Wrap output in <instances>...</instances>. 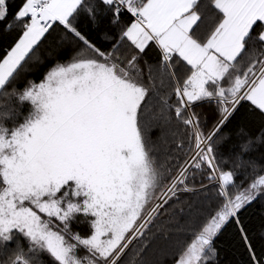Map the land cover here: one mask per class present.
Returning <instances> with one entry per match:
<instances>
[{
	"label": "snow or ice",
	"instance_id": "1",
	"mask_svg": "<svg viewBox=\"0 0 264 264\" xmlns=\"http://www.w3.org/2000/svg\"><path fill=\"white\" fill-rule=\"evenodd\" d=\"M81 12L114 26L128 15L120 37L131 54L97 46L77 23ZM13 29L0 52V96L11 103L0 109V249L15 247L0 264H120L170 201L192 191L189 174H200L201 190L216 189V203L186 222L190 237L175 264H213L215 239L229 225L250 264H264L239 219L264 199V168L237 184L217 157L223 130L246 104L264 118V0H20L11 13L0 0V33ZM53 33L62 34L54 37L61 54L75 45L69 58L57 56L39 81L15 83ZM152 46L171 86L161 119L177 137L164 163L146 134L150 89L138 63ZM202 104L210 108L203 122ZM257 141L264 144V131L242 152Z\"/></svg>",
	"mask_w": 264,
	"mask_h": 264
},
{
	"label": "trees",
	"instance_id": "2",
	"mask_svg": "<svg viewBox=\"0 0 264 264\" xmlns=\"http://www.w3.org/2000/svg\"><path fill=\"white\" fill-rule=\"evenodd\" d=\"M19 3L20 0H9L10 13L15 10ZM128 20L129 16L123 15L121 24L114 26L103 14H100V20L96 24H92L83 12L77 17L79 27L91 35L97 46L106 51L119 49L118 54L122 58L131 54L130 50L126 51L127 42H122L120 37V29ZM15 31L16 29H13L0 33V52L6 51L13 43ZM58 35L62 34L53 33L52 36L44 40L33 58L20 71L15 83L22 87L26 80L39 81L57 56H59L60 62L69 58L75 45H69L61 54L56 47L59 40H54V37ZM138 63L142 71L143 81L150 89L149 103L151 107L147 116L152 130L146 129V134L151 138V141L158 145V149L153 152V155L158 158L159 162L164 163L166 156L176 155L174 142L177 137L172 135L175 124L165 126L163 119H161L167 112L166 109H163V97L169 96L171 93L170 82L167 76L159 71V50L155 46L146 49L145 53L139 54ZM170 102L174 103V98H170ZM5 104L11 107L7 98L0 96V109ZM18 110L21 116L26 115L29 106L25 105ZM196 111L202 114L201 120L203 122L210 108L208 104H202L196 108ZM241 111L245 114L233 120L223 130V134H227L228 139L217 145L218 159L221 162H228L223 165L226 170L232 169L236 172L237 184L244 181L253 167L258 170L264 168V144L258 141L254 142L247 152H242L240 147L242 143L248 142L250 136H259L264 131V118L258 112H253L247 104ZM8 123L11 124V121ZM157 123L160 124V127L156 126ZM157 137L160 139L158 140ZM185 147H187L186 141ZM169 149L172 151L169 152ZM237 155L240 156L243 166H235ZM200 180V174L195 176L189 174L186 183L192 191L180 192L177 198L170 201L165 210L149 226L145 235L130 246L120 264H175L182 244L190 237V233L186 230V222L191 215L201 214L200 210L206 215L216 203V189L212 185H208L206 190H201ZM205 183H207L206 180ZM239 219L248 233V238L256 251V255L264 259V199H257L251 205L246 206L240 212ZM72 227L81 234L87 232V227L83 223L75 222ZM214 246L216 254L213 264H250V254L245 245L241 243L236 227L227 226L215 239ZM14 247L15 241L8 244L6 250L0 249V259H3Z\"/></svg>",
	"mask_w": 264,
	"mask_h": 264
}]
</instances>
